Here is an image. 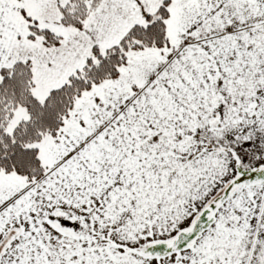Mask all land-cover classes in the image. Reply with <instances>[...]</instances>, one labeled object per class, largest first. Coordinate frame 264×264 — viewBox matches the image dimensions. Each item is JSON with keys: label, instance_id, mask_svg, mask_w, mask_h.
<instances>
[{"label": "snow or ice", "instance_id": "obj_1", "mask_svg": "<svg viewBox=\"0 0 264 264\" xmlns=\"http://www.w3.org/2000/svg\"><path fill=\"white\" fill-rule=\"evenodd\" d=\"M0 264H264V0H0Z\"/></svg>", "mask_w": 264, "mask_h": 264}]
</instances>
